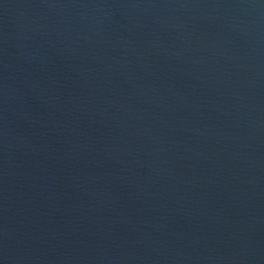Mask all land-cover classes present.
<instances>
[{"label": "water", "instance_id": "obj_1", "mask_svg": "<svg viewBox=\"0 0 264 264\" xmlns=\"http://www.w3.org/2000/svg\"><path fill=\"white\" fill-rule=\"evenodd\" d=\"M0 264H264V0H0Z\"/></svg>", "mask_w": 264, "mask_h": 264}]
</instances>
